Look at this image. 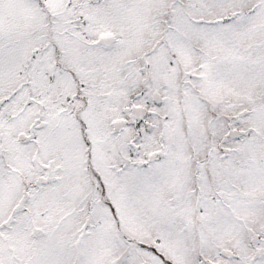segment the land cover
<instances>
[{
	"label": "snow or ice",
	"instance_id": "6c2138e0",
	"mask_svg": "<svg viewBox=\"0 0 264 264\" xmlns=\"http://www.w3.org/2000/svg\"><path fill=\"white\" fill-rule=\"evenodd\" d=\"M0 264H264V0H0Z\"/></svg>",
	"mask_w": 264,
	"mask_h": 264
}]
</instances>
